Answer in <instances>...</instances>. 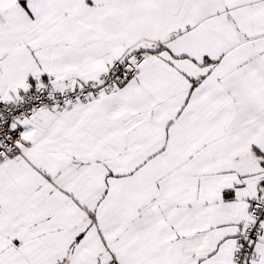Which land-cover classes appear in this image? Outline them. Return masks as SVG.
<instances>
[{
  "label": "snow or ice",
  "instance_id": "6c2138e0",
  "mask_svg": "<svg viewBox=\"0 0 264 264\" xmlns=\"http://www.w3.org/2000/svg\"><path fill=\"white\" fill-rule=\"evenodd\" d=\"M0 264H264V0H0Z\"/></svg>",
  "mask_w": 264,
  "mask_h": 264
}]
</instances>
